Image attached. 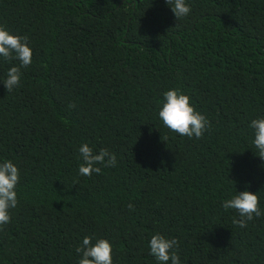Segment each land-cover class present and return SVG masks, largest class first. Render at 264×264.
I'll return each instance as SVG.
<instances>
[{"label": "trees", "instance_id": "trees-1", "mask_svg": "<svg viewBox=\"0 0 264 264\" xmlns=\"http://www.w3.org/2000/svg\"><path fill=\"white\" fill-rule=\"evenodd\" d=\"M191 3L178 21L165 0H0V24L34 50L19 88L0 83V158L21 170L0 264H77L93 234L113 242L114 264H155L156 232L178 238L182 264H264V216L240 228L220 207L246 185L264 207L247 127L264 115V0ZM171 87L208 116L201 139L157 119ZM82 142L116 167L80 176Z\"/></svg>", "mask_w": 264, "mask_h": 264}, {"label": "clouds", "instance_id": "clouds-1", "mask_svg": "<svg viewBox=\"0 0 264 264\" xmlns=\"http://www.w3.org/2000/svg\"><path fill=\"white\" fill-rule=\"evenodd\" d=\"M175 18L183 20L192 13L191 0H165ZM34 50L25 35L13 32L7 26L0 24V62L10 63L11 66L0 76V83L11 93L21 86L22 69L33 64ZM17 61L18 63H11ZM156 117L163 127L170 132L187 137L201 139L211 128L208 116L197 109L189 94L178 87L163 91L161 100L156 108ZM250 130L251 149L255 154L264 158V115L251 119L247 125ZM78 151V174L91 176L100 174L102 167L112 168L117 165V157L107 148L98 151L87 142H82ZM21 181V170L12 159L0 158V228L11 223L12 210L19 205L18 186ZM249 186L245 190L231 193L222 199L220 207L228 212L234 210L238 219L233 223L240 228H246L250 221L264 216L260 191L252 192ZM133 210L134 205H127ZM148 254L153 257L155 264H182L179 254V240L164 233L156 232L147 242ZM113 242L102 236L85 235L80 239L75 252L77 264H114Z\"/></svg>", "mask_w": 264, "mask_h": 264}]
</instances>
